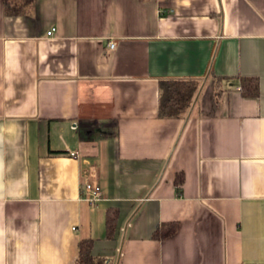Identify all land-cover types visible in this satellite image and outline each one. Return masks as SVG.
<instances>
[{"label": "crops", "instance_id": "0c3cea01", "mask_svg": "<svg viewBox=\"0 0 264 264\" xmlns=\"http://www.w3.org/2000/svg\"><path fill=\"white\" fill-rule=\"evenodd\" d=\"M163 81L199 82L186 116L160 117ZM84 240L105 264H264V0L0 1V264Z\"/></svg>", "mask_w": 264, "mask_h": 264}, {"label": "trees", "instance_id": "16d2710c", "mask_svg": "<svg viewBox=\"0 0 264 264\" xmlns=\"http://www.w3.org/2000/svg\"><path fill=\"white\" fill-rule=\"evenodd\" d=\"M8 16H22L27 13L35 0H0ZM160 117L180 118L186 116L198 94L200 85L197 81H163L161 82ZM243 90L248 97H258L259 85L257 80L245 81ZM184 183V176L179 175L176 185L180 189ZM119 211L109 209L107 212V237L112 238L117 233ZM179 229L178 224L166 225L155 234L156 239H166L174 236ZM93 241L84 240L78 245V259L76 264H105L97 261L93 254Z\"/></svg>", "mask_w": 264, "mask_h": 264}, {"label": "built area", "instance_id": "2783aa9c", "mask_svg": "<svg viewBox=\"0 0 264 264\" xmlns=\"http://www.w3.org/2000/svg\"><path fill=\"white\" fill-rule=\"evenodd\" d=\"M56 29H52L48 32V36L51 37L55 34ZM115 44H111L110 48L114 49ZM72 157L78 156L77 153H71ZM83 193L86 195L87 199L92 202L96 203L102 199V189L99 185L96 184H85L83 187Z\"/></svg>", "mask_w": 264, "mask_h": 264}]
</instances>
